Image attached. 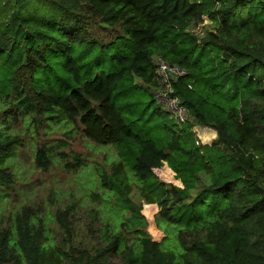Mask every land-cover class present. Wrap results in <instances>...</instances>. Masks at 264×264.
<instances>
[{
	"label": "trees",
	"instance_id": "trees-1",
	"mask_svg": "<svg viewBox=\"0 0 264 264\" xmlns=\"http://www.w3.org/2000/svg\"><path fill=\"white\" fill-rule=\"evenodd\" d=\"M205 19L201 36L187 31ZM156 57L187 70L174 82L184 121L161 103L138 109L145 91L158 101ZM0 106L7 117L80 121L115 145L120 160L102 181L132 212L120 230L101 220L96 242L79 246L72 207L54 218L62 242L27 208L0 227V264H264V0H0ZM196 124L216 130L211 146L196 143ZM6 127L0 119V189L15 181L8 162L22 144ZM52 156L39 147L36 164ZM131 175L177 245L138 229Z\"/></svg>",
	"mask_w": 264,
	"mask_h": 264
},
{
	"label": "rangeland",
	"instance_id": "rangeland-1",
	"mask_svg": "<svg viewBox=\"0 0 264 264\" xmlns=\"http://www.w3.org/2000/svg\"><path fill=\"white\" fill-rule=\"evenodd\" d=\"M209 24L211 22L205 19L187 31L201 36ZM143 107L151 111L162 106L145 91L139 95V111ZM4 110L0 106V119L7 125V131L18 136L22 144L16 147L13 158L8 162L15 181L0 189V227L9 229L17 215L27 208H33L40 212L41 218L51 228V236L57 242H62L63 231L54 218L58 210L72 207L74 241L79 246H90L96 242L95 237L102 228L101 220L120 230L122 222L131 217L132 212L120 205L116 192L104 186L102 181V174H111L120 160L117 147L93 141L84 132V125L80 121L63 118L48 120L22 113H8L10 117H7L2 112ZM194 128L198 145L211 146L217 138L216 130L209 126L196 124ZM43 146L53 152L52 164L47 169L39 167L35 161L37 149ZM61 153L66 157L61 158ZM75 155L81 158L82 165L68 168L67 163H75ZM157 173L167 185L173 183L185 187L182 181L175 179L174 174ZM129 183V197L144 215V224L138 229L166 245H177L180 241L177 228L173 225L163 227L158 204L148 201L140 189L141 184L132 175ZM199 187L200 183L191 192L196 194ZM129 235L136 236L137 232ZM185 238L191 240L189 233L185 232Z\"/></svg>",
	"mask_w": 264,
	"mask_h": 264
},
{
	"label": "built area",
	"instance_id": "built-area-1",
	"mask_svg": "<svg viewBox=\"0 0 264 264\" xmlns=\"http://www.w3.org/2000/svg\"><path fill=\"white\" fill-rule=\"evenodd\" d=\"M155 63L157 66L155 79L157 82V88L155 89L156 98L166 110L172 112L180 121H184L188 110L180 104L179 97L175 94L176 87L174 82L178 78L185 76L187 70L161 57H156ZM189 87L192 88L191 85Z\"/></svg>",
	"mask_w": 264,
	"mask_h": 264
}]
</instances>
